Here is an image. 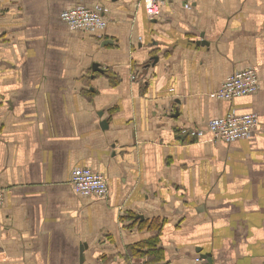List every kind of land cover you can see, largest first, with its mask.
<instances>
[{
    "label": "crops",
    "instance_id": "crops-1",
    "mask_svg": "<svg viewBox=\"0 0 264 264\" xmlns=\"http://www.w3.org/2000/svg\"><path fill=\"white\" fill-rule=\"evenodd\" d=\"M79 5L107 8V27L71 28ZM160 11L0 0V264H264V0ZM247 68L256 93L214 96ZM231 111L259 129L213 141ZM78 167L107 178L106 199L76 192Z\"/></svg>",
    "mask_w": 264,
    "mask_h": 264
},
{
    "label": "built area",
    "instance_id": "built-area-1",
    "mask_svg": "<svg viewBox=\"0 0 264 264\" xmlns=\"http://www.w3.org/2000/svg\"><path fill=\"white\" fill-rule=\"evenodd\" d=\"M147 15L152 19L160 15L161 4L174 0H141ZM108 9L98 6L90 8L79 5L66 9L61 18L73 29L98 32L108 25L106 14ZM260 88L259 76L255 68H247L230 75L214 93V96L226 100H234L241 96L256 93ZM259 129V117L255 113H237L231 111L227 116L211 120L208 132L213 141L225 140L234 142L243 138L253 137ZM205 130L191 129L193 139H203ZM72 182L77 193L84 196H95L106 199L109 195L107 178L90 167H78L73 171ZM5 202V190L0 188V206Z\"/></svg>",
    "mask_w": 264,
    "mask_h": 264
},
{
    "label": "water",
    "instance_id": "water-1",
    "mask_svg": "<svg viewBox=\"0 0 264 264\" xmlns=\"http://www.w3.org/2000/svg\"><path fill=\"white\" fill-rule=\"evenodd\" d=\"M94 69H96V70H99V65H97V64H94ZM99 71H101V70H99ZM107 122H103V126L106 124ZM107 125V124H106Z\"/></svg>",
    "mask_w": 264,
    "mask_h": 264
}]
</instances>
